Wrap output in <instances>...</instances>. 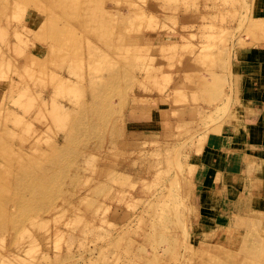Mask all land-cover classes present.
I'll list each match as a JSON object with an SVG mask.
<instances>
[{
    "label": "rangeland",
    "instance_id": "1",
    "mask_svg": "<svg viewBox=\"0 0 264 264\" xmlns=\"http://www.w3.org/2000/svg\"><path fill=\"white\" fill-rule=\"evenodd\" d=\"M263 44L264 0H0V264H264Z\"/></svg>",
    "mask_w": 264,
    "mask_h": 264
},
{
    "label": "crops",
    "instance_id": "2",
    "mask_svg": "<svg viewBox=\"0 0 264 264\" xmlns=\"http://www.w3.org/2000/svg\"><path fill=\"white\" fill-rule=\"evenodd\" d=\"M240 59L238 62L241 66V69L244 70V74H242V82L244 83V85L254 87L259 83L261 86V89L259 91H254L250 88L246 90V97L247 99H249L248 101H250L248 102V104L251 103L255 105L254 107L257 109V111L256 109L253 110L252 116L248 117V119H251L250 121L247 120L249 128H251L252 124H261V126H264V44L262 48L247 49L245 51H242ZM243 88H245V86H243ZM254 127L257 126L255 125ZM253 143L255 144L256 141ZM247 144L251 147V151H253L252 147L254 146L251 144V142ZM257 144L259 145V142H257ZM260 145L264 148L263 141L262 143H260ZM229 153H233L232 150H230ZM229 153H226V155H229ZM259 154L261 158L264 157V149ZM236 159L237 156L233 153L230 155L228 163L232 166H235ZM210 164L212 167L214 166L213 162H210Z\"/></svg>",
    "mask_w": 264,
    "mask_h": 264
},
{
    "label": "bare ground",
    "instance_id": "3",
    "mask_svg": "<svg viewBox=\"0 0 264 264\" xmlns=\"http://www.w3.org/2000/svg\"><path fill=\"white\" fill-rule=\"evenodd\" d=\"M259 20H261V19H259Z\"/></svg>",
    "mask_w": 264,
    "mask_h": 264
}]
</instances>
